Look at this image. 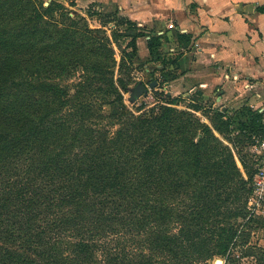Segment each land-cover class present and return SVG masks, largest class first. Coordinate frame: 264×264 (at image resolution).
Listing matches in <instances>:
<instances>
[{"label": "trees", "instance_id": "trees-1", "mask_svg": "<svg viewBox=\"0 0 264 264\" xmlns=\"http://www.w3.org/2000/svg\"><path fill=\"white\" fill-rule=\"evenodd\" d=\"M70 12L0 0V264H264L247 237L256 168L213 131L231 143L232 118L171 101L136 114L137 39L154 55L162 36L121 18L137 32L117 61Z\"/></svg>", "mask_w": 264, "mask_h": 264}, {"label": "crops", "instance_id": "crops-1", "mask_svg": "<svg viewBox=\"0 0 264 264\" xmlns=\"http://www.w3.org/2000/svg\"><path fill=\"white\" fill-rule=\"evenodd\" d=\"M110 1L98 0L99 10L109 11ZM112 1L147 33L162 35L173 24L188 35L185 55L197 64V89L214 91L219 105L264 104V0ZM147 37L137 39L142 57Z\"/></svg>", "mask_w": 264, "mask_h": 264}, {"label": "rangeland", "instance_id": "rangeland-1", "mask_svg": "<svg viewBox=\"0 0 264 264\" xmlns=\"http://www.w3.org/2000/svg\"><path fill=\"white\" fill-rule=\"evenodd\" d=\"M40 1L48 4L51 0ZM59 1L68 7L71 15L81 14L85 16L91 28H104L106 30L110 39L112 41L115 40L121 46L120 49L113 41L117 61L121 58V50H130L126 44L131 39L130 34L137 32V29H130L129 25L122 23L121 18L127 16L123 15L114 6L115 4L112 0H109L110 9L107 12L99 10L98 0L91 2L88 0ZM138 27L146 30L143 26L138 25ZM145 33L147 32L145 31ZM161 36V43L157 46V54L150 55L149 50H147V54L142 57L143 54L138 45L139 56L132 63V73L136 77V83H142L146 86V91L139 98L134 99L130 93L136 83L131 84L128 91L124 93V101L136 114L145 111L151 106L171 101L175 103L173 104L174 106L184 109H191L190 107L194 108L196 105H201V109L206 115L213 114V110L218 109L224 112L226 116L232 118L234 124L228 131V136L232 140L231 143L223 139L215 129L213 131L216 136H219L224 143L232 148L236 162L241 169L243 167L239 156L248 166L256 168L251 183L256 199L251 198L250 200L252 201V207L256 209H253L257 213L256 220L260 219L261 223L256 222L248 231L247 237L264 251V177L260 178L258 176L260 171H262L264 176V164L260 148L257 145V140H264V104L251 106L243 101L238 105H219L216 99L217 94L214 91H210L209 96L197 89L199 78L194 75L196 74L197 64L194 61H190L185 55L188 47L192 44L190 37L180 33L174 26ZM154 81H156V85L151 86ZM217 93L219 94V92ZM245 106L249 108L250 112L246 110ZM212 107L213 110H211ZM197 114L204 122L210 123L201 111H198ZM260 164H262L261 168H259ZM262 180L263 182L260 184ZM216 258H219V256L211 258L207 264H214ZM247 261L245 258L244 262L246 263Z\"/></svg>", "mask_w": 264, "mask_h": 264}, {"label": "water", "instance_id": "water-1", "mask_svg": "<svg viewBox=\"0 0 264 264\" xmlns=\"http://www.w3.org/2000/svg\"><path fill=\"white\" fill-rule=\"evenodd\" d=\"M156 85V81L152 82L151 83V86H155ZM146 91V86L142 83H136L133 88H132V91H131V96L134 98V99H137L139 98L141 95H143ZM221 262V264H224L225 263V260L221 257L219 258H216L215 261H214V264H219Z\"/></svg>", "mask_w": 264, "mask_h": 264}, {"label": "built area", "instance_id": "built-area-1", "mask_svg": "<svg viewBox=\"0 0 264 264\" xmlns=\"http://www.w3.org/2000/svg\"><path fill=\"white\" fill-rule=\"evenodd\" d=\"M170 28L173 27V24H170L169 26ZM170 49H173V48H170ZM257 145L259 146L260 148V154H261V157H262V160H263V164H264V140H261V141H258L257 140ZM262 164L259 165V168H261ZM264 168V167H263ZM261 174V175H260ZM260 174L258 175L260 178L261 177H264L263 174H262V171H260ZM264 179V178H263ZM263 182V180L260 182V184Z\"/></svg>", "mask_w": 264, "mask_h": 264}, {"label": "bare ground", "instance_id": "bare-ground-1", "mask_svg": "<svg viewBox=\"0 0 264 264\" xmlns=\"http://www.w3.org/2000/svg\"><path fill=\"white\" fill-rule=\"evenodd\" d=\"M219 264H221V262Z\"/></svg>", "mask_w": 264, "mask_h": 264}]
</instances>
